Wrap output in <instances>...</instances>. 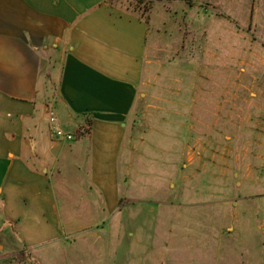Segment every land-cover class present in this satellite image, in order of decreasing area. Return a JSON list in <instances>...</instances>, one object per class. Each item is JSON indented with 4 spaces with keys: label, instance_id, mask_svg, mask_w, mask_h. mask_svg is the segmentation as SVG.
<instances>
[{
    "label": "rangeland",
    "instance_id": "rangeland-1",
    "mask_svg": "<svg viewBox=\"0 0 264 264\" xmlns=\"http://www.w3.org/2000/svg\"><path fill=\"white\" fill-rule=\"evenodd\" d=\"M124 2L144 15L154 6L151 43L156 25L165 22L168 34L160 38L167 51L150 49L140 89L145 109L133 119L141 133L119 166L118 206H105L93 185V229L74 237L94 233L91 240L67 238L32 254L21 242V221L9 223L0 205V264H249L251 254L257 264L254 246L264 241V0ZM87 156L79 181L90 185L91 149ZM214 241H222L219 254Z\"/></svg>",
    "mask_w": 264,
    "mask_h": 264
},
{
    "label": "crops",
    "instance_id": "crops-1",
    "mask_svg": "<svg viewBox=\"0 0 264 264\" xmlns=\"http://www.w3.org/2000/svg\"><path fill=\"white\" fill-rule=\"evenodd\" d=\"M124 1L0 0V205L9 223L21 221L32 254L93 229V185L105 206H118L119 166L141 133L133 119L145 109L150 49L167 51L160 38L168 34L165 22L156 25L151 43L154 6L144 15ZM56 127L74 142L57 139ZM89 149L87 185L79 171ZM214 244L219 254L222 241ZM254 247L264 264V241Z\"/></svg>",
    "mask_w": 264,
    "mask_h": 264
},
{
    "label": "built area",
    "instance_id": "built-area-1",
    "mask_svg": "<svg viewBox=\"0 0 264 264\" xmlns=\"http://www.w3.org/2000/svg\"><path fill=\"white\" fill-rule=\"evenodd\" d=\"M51 122L57 124V119L52 118ZM55 137L57 139H59L60 141H64V142H71L74 140V135L66 132L65 130L61 129L60 127L55 128Z\"/></svg>",
    "mask_w": 264,
    "mask_h": 264
}]
</instances>
